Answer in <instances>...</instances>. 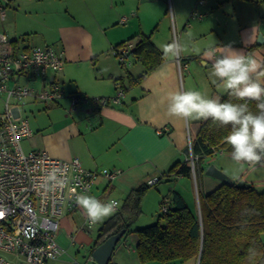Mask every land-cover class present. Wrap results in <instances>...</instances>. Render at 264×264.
Returning a JSON list of instances; mask_svg holds the SVG:
<instances>
[{
	"label": "crops",
	"instance_id": "crops-1",
	"mask_svg": "<svg viewBox=\"0 0 264 264\" xmlns=\"http://www.w3.org/2000/svg\"><path fill=\"white\" fill-rule=\"evenodd\" d=\"M100 4L103 5L102 10H99ZM165 4L172 9V19L168 17L167 9L165 12L161 11V6ZM158 5L159 11H156ZM94 10L96 13L103 10L107 13L108 20L105 23L96 19V34L100 43L97 44L94 34L90 31L74 27L73 18L72 23L65 26L63 34L57 39L58 50L64 51L65 54L63 70L50 73L45 81L29 80L31 85L39 81L37 89L44 88L51 81H58L63 85L66 96L56 104H46L34 99L23 103H44V110L47 111L44 123L34 126L30 122L33 136L23 142V145L26 142L27 147H23L24 151L44 150L63 160L78 158L83 167L90 171H120L111 182L103 176L97 179L94 189L86 195L94 196L98 200L116 199L121 207L122 200L140 184L162 178L159 184H170L169 192L164 195L163 200L167 199L169 193L177 191L191 208H198L195 189L199 195L204 196L222 183L205 173L212 164L210 157L204 158L205 166L202 165L200 170L199 185L196 183V176L194 179L185 176L163 177L175 162L187 160L189 136L192 139V135L199 130L201 121L169 116L167 95L176 90H196L208 98L220 99V96L228 94L219 81L213 83L216 78L211 76V61L206 62L202 55L209 46L222 51L223 46L231 45L234 49L250 53L264 62V3H257L256 0H97ZM194 10L198 11L202 18L189 26ZM124 19L126 21L122 23ZM165 19L171 22V31H176L179 43L184 46L180 57L188 63V70L181 75L177 58L169 56L139 85L129 88V81L124 75L126 73L121 69L122 66L112 54V50L123 42L133 48L140 35H147L162 51L163 45L172 42L170 32L161 33L156 28V23L162 25ZM120 24L124 27L116 26ZM260 35L263 37V43H258ZM133 38L134 40L130 41ZM194 47L199 48L200 52L193 51ZM107 51L111 52L119 65L114 60L107 62L108 57L105 55L107 59H99L100 53ZM221 51L217 52L218 56ZM131 60L130 58L129 67H137L135 61ZM83 68L93 69L91 73L98 83L91 88L85 87L80 76H74L73 71L78 72ZM143 71V68H137V75L134 77L140 76ZM92 74H88L89 79H92ZM102 80H108L109 83L102 85L99 83L104 82ZM72 81L75 84L73 88L69 86L67 91V84ZM122 86L128 90L120 105L95 107L93 99L113 98ZM72 95L80 98L79 105L73 110ZM220 153L226 154L229 160L221 159L219 169L235 181L243 180L255 186L254 182L249 180L251 177L248 174L240 176V168L237 169L240 165L232 161L230 153L223 150ZM80 220L85 223V215L80 207L76 212L61 219L58 242L63 254L60 262L69 261L74 264L76 260L71 256L68 258V253L72 255L73 249L80 252V249L86 247V262L97 264L96 261H88V257L92 254V246L99 229L107 220L99 226L97 223L93 230H85L83 223L79 226ZM94 229H97L94 238L85 242L84 238L93 237ZM77 239L82 240L78 248ZM127 254L129 256L125 258L117 256L115 249L110 264H143L138 259L136 249L129 248ZM132 255H136L135 258H132ZM170 264H198V260Z\"/></svg>",
	"mask_w": 264,
	"mask_h": 264
},
{
	"label": "built area",
	"instance_id": "built-area-1",
	"mask_svg": "<svg viewBox=\"0 0 264 264\" xmlns=\"http://www.w3.org/2000/svg\"><path fill=\"white\" fill-rule=\"evenodd\" d=\"M15 1L0 0L1 21H5L6 10ZM192 17L201 19L202 15L194 11ZM37 50L43 54L39 64ZM131 50L128 45L114 48L112 54L120 64L129 66ZM177 63L181 75L188 70V63L180 56ZM64 65V51L49 45L20 48L8 34L0 32V97L6 98L5 112L0 114V264H16L1 253L16 254L25 264H49L59 260L63 254L58 242L61 219L78 210L76 197L91 193L100 176L111 182L120 174V171L87 170L78 158L63 160L44 150L24 151L23 141L33 136V130L29 120L22 115L23 103L34 99L56 104L66 96L63 85L58 81H51L44 88L37 89L29 84V80L45 81L50 73L61 72ZM125 96L124 88L120 87L113 98H95L92 102L97 108L120 105ZM79 103L80 98L72 95L71 110ZM192 147L189 136L188 160L195 175L198 158L194 156ZM54 168L63 173L64 185L46 191L39 186L41 178ZM156 182L152 180L149 184ZM108 200L111 199L100 201ZM119 209L120 206L115 213ZM167 209L166 203L162 212L166 213ZM95 226H89L85 215V230ZM88 261L95 262L92 255ZM74 264L79 263L75 261Z\"/></svg>",
	"mask_w": 264,
	"mask_h": 264
},
{
	"label": "trees",
	"instance_id": "trees-1",
	"mask_svg": "<svg viewBox=\"0 0 264 264\" xmlns=\"http://www.w3.org/2000/svg\"><path fill=\"white\" fill-rule=\"evenodd\" d=\"M256 2L264 3V0ZM132 40L134 38L130 39ZM127 44L120 43L116 48L128 46ZM130 57L141 64L144 71L138 77L127 71L129 88L139 85L165 61L162 58L163 52L147 35L139 36ZM121 66L126 67L124 70L128 69V66ZM122 88L126 93L128 88ZM227 100L228 94L220 96L221 102ZM232 102L240 101L232 98ZM249 108L254 113L259 112L256 101H250ZM230 130L231 126L219 127L211 120H201L199 130L192 135L193 154L198 158L195 175L187 158L185 162H175L163 177L197 178L198 166L201 170L204 158L212 157L222 150L231 154V146L224 139ZM161 180L162 178L154 185L143 182L125 197L120 210L99 229L92 253L111 236L122 230H126V234L132 231L142 213L144 196ZM196 194L199 203L197 202L198 208L195 209L187 204L179 192L169 193L162 202V206L167 203V212L159 215L158 223L135 231L138 236L136 252L139 261L143 264H170L200 258L199 264H264V191L257 190L254 185L238 188L235 184H221L207 195H199L197 189ZM250 248L255 250L252 257L248 256Z\"/></svg>",
	"mask_w": 264,
	"mask_h": 264
},
{
	"label": "clouds",
	"instance_id": "clouds-1",
	"mask_svg": "<svg viewBox=\"0 0 264 264\" xmlns=\"http://www.w3.org/2000/svg\"><path fill=\"white\" fill-rule=\"evenodd\" d=\"M190 35V34H189ZM184 46L176 40L162 47L163 59L169 56L179 58ZM199 53V48H193ZM221 51L209 46L203 51V57L211 61V76L219 81L228 93L229 100L221 102L219 98H208L200 91H172L167 95V112L169 116L190 120H211L219 127L231 126L230 133L224 138L231 146V159L243 168L248 165L255 170L257 165L264 166V62L243 50H236L231 45L223 46ZM42 53L37 50L36 60L41 62ZM232 98L240 101L232 102ZM256 101L258 113L249 108V102ZM63 173L52 169L41 178L40 187L46 191L63 187ZM75 191V189H72ZM77 205L86 215L89 226L102 222L119 208L118 200L102 202L91 195H78ZM255 255L250 248L248 256Z\"/></svg>",
	"mask_w": 264,
	"mask_h": 264
},
{
	"label": "rangeland",
	"instance_id": "rangeland-1",
	"mask_svg": "<svg viewBox=\"0 0 264 264\" xmlns=\"http://www.w3.org/2000/svg\"><path fill=\"white\" fill-rule=\"evenodd\" d=\"M97 0H16L13 2L6 10L7 17L5 21L0 20V32H4L9 35L10 39L14 41V44L17 47L20 48H28L31 46H44L49 45L54 47L58 50L57 46L58 41L57 39L63 34L65 26L72 23L73 18H75V26L77 29H84L90 31L95 36V40L97 41V44L100 43V39L97 36V25H96V19L103 20V23H105L107 19L106 11L103 10L101 13H96V10H94V5L96 4ZM166 2V1H165ZM156 5V4H154ZM103 5H99V10H102ZM149 7V6H146ZM158 7L156 6V11H159ZM161 11L165 12L167 9V14L170 19H172V9L165 5L161 6ZM195 11V10H194ZM193 11V12H194ZM193 14V13H192ZM199 19H194L191 15L189 26L194 25L197 23ZM193 22V24H192ZM67 23V24H66ZM156 28L161 31V33H165L171 36L172 35V41L176 40L179 42V38L177 39L176 31H171V22H168L167 19L162 21V25L160 23H156ZM191 24V25H190ZM117 27H124L123 25H116ZM180 29V28H179ZM178 33L180 31H177ZM176 35V38H175ZM83 49H85L86 41L84 40ZM108 57V61L114 60L117 65H119L118 61L113 57L111 52L107 51L106 53H100L99 59L105 60V56ZM130 62V61H129ZM132 62V61H131ZM135 65H138L137 67H127V70H124V68H121L124 73V75L127 76V71L129 74L136 76L135 70L137 68H143L138 62H134ZM94 68V65L93 67ZM85 69L79 70L78 72L73 71L74 76L82 79L83 84L86 88H91L92 86L96 85L98 82L95 78H93V74L91 73L93 69ZM88 74H92V79H89ZM102 79V78H101ZM100 81V80H99ZM104 82L102 85H105L108 80H102ZM109 83V82H108ZM30 84V83H29ZM39 81L35 83V85H31L33 87H37L39 85ZM75 84L74 81L67 84L66 90L68 91L69 86L73 88V85ZM37 85V86H36ZM92 97V96H89ZM6 98L4 96L0 97V114H3L5 112V103ZM46 104L44 103H37L36 105H27V103L22 105V115L23 117H27L29 122L32 123V125L35 126V124H41L44 123V121L47 119V115L44 109ZM27 140V139H26ZM24 140V141H26ZM23 141V142H24ZM23 147H26V142L24 143ZM24 148V149H25ZM226 160L228 161L229 158L226 154H222L220 152L216 153L215 156L210 157V160L212 162L211 165H214L218 168L219 161L220 160ZM205 166V160L201 164V166ZM207 166V165H206ZM240 168V176L247 175L251 177L249 180H252L254 182L255 187L259 191H264V166L257 165L255 170H252L249 168L248 165H244L243 168ZM200 167L198 166V175L196 178V183L198 185L201 183L200 178ZM240 178V177H239ZM166 187V188H165ZM170 188L169 182H163L162 184H159L156 187H152L148 190L146 195L144 196L142 200V213L139 217V219L136 221V223L133 225L132 231L127 233L125 237L121 240V242L117 245L116 248V254L117 256L126 257L129 256L128 249H136V245L138 242V236L135 233L137 229H142L154 224H157L159 221V215L162 214V202L163 197L166 195ZM196 193V189H195ZM159 198V200H157ZM125 199L122 200L124 202ZM115 214V213H114ZM112 214V215H114ZM112 215L106 217L103 219L102 222H99V225H102L106 220H108ZM84 222L81 220L79 221V226ZM99 229V227H97ZM97 229H94L93 237H87L84 238L85 242H88L89 239L94 238V234L97 232ZM93 230V229H92ZM264 240V236H263ZM77 248L81 246L82 240L77 239ZM88 249L85 247L84 249H80V252H77V249L72 251V255L68 253V258L71 256L73 257L79 264H92L90 262H86L85 256L88 254ZM5 258H7L10 261H13L16 264H25L22 262L19 257L16 254H7V253H1ZM136 255H132V258H135ZM61 260L56 262H50L51 264H72L69 263V261L66 262H60Z\"/></svg>",
	"mask_w": 264,
	"mask_h": 264
},
{
	"label": "water",
	"instance_id": "water-1",
	"mask_svg": "<svg viewBox=\"0 0 264 264\" xmlns=\"http://www.w3.org/2000/svg\"><path fill=\"white\" fill-rule=\"evenodd\" d=\"M258 43H263V37L261 35L259 37ZM205 173L207 176L219 180L222 184H226L230 186L235 184L236 187L238 188H245L252 186L251 184L243 180L235 181L232 177L227 175L223 170L217 168L214 165H210ZM125 234H126V230H122L118 234L108 238L101 246L95 249V251L92 253V257L97 264L110 263L117 245L120 243V241L122 240ZM199 262H200V258L198 259V264Z\"/></svg>",
	"mask_w": 264,
	"mask_h": 264
},
{
	"label": "snow or ice",
	"instance_id": "snow-or-ice-1",
	"mask_svg": "<svg viewBox=\"0 0 264 264\" xmlns=\"http://www.w3.org/2000/svg\"><path fill=\"white\" fill-rule=\"evenodd\" d=\"M0 215H2V214H0Z\"/></svg>",
	"mask_w": 264,
	"mask_h": 264
}]
</instances>
